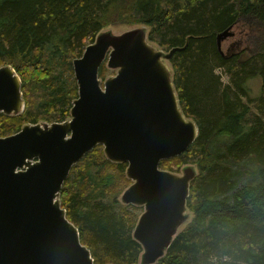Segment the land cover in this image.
I'll use <instances>...</instances> for the list:
<instances>
[{"label": "trees", "instance_id": "obj_1", "mask_svg": "<svg viewBox=\"0 0 264 264\" xmlns=\"http://www.w3.org/2000/svg\"><path fill=\"white\" fill-rule=\"evenodd\" d=\"M240 18L264 25V0H0V67L15 68L25 100L20 114L0 113V136L69 120L79 97L74 60L111 24L149 26L150 41L179 47L173 83L199 128L187 151L161 162L199 171L187 202L193 217L154 264H264V30L251 54H223L217 42ZM111 72L103 64L99 76ZM256 77L263 83L255 96L247 82ZM127 168L97 145L59 196L96 264H144L134 237L143 208L120 200L132 183Z\"/></svg>", "mask_w": 264, "mask_h": 264}, {"label": "water", "instance_id": "obj_2", "mask_svg": "<svg viewBox=\"0 0 264 264\" xmlns=\"http://www.w3.org/2000/svg\"><path fill=\"white\" fill-rule=\"evenodd\" d=\"M233 26L217 36L233 35ZM169 51L149 42L144 28L121 35L101 32L74 60L79 97L65 122L26 124L0 136V264H96L59 200L72 167L97 145L116 163H128L131 185L123 202L145 207L134 230L144 264H154L171 246L187 218L191 181L161 168L188 150L199 135L183 113ZM119 69L105 82L100 68ZM25 109L22 81L11 65L0 67V113Z\"/></svg>", "mask_w": 264, "mask_h": 264}, {"label": "rangeland", "instance_id": "obj_3", "mask_svg": "<svg viewBox=\"0 0 264 264\" xmlns=\"http://www.w3.org/2000/svg\"><path fill=\"white\" fill-rule=\"evenodd\" d=\"M249 20H246L245 18H240L238 20V22L235 24L234 28H232L233 30V35L227 37L226 39H224L222 41V50L221 52L223 54H229L231 52L233 53H240V52H245L244 54H251L254 53L255 49L257 48V37L258 35L264 30V25L260 24V22L253 20L251 18H248ZM135 28H144L146 30L147 36L150 30L149 26L146 25H140V24H135V25H127L124 23H116V24H111L108 27L104 28L101 32H106V31H111L113 34L115 35H121L124 34L127 31H131ZM100 34V33H99ZM97 39V38H96ZM95 39V41H96ZM148 40H149V36H148ZM150 43H152L153 45L157 46L158 48H161L160 46H158L156 43L152 42L149 40ZM94 43V42H93ZM162 49V48H161ZM165 50V49H164ZM168 51V50H166ZM167 65L170 67V70L172 71L173 74V68L172 65L170 63V61L166 60ZM106 65V67H108V60L106 59L105 62L103 63ZM109 68V67H108ZM112 72L109 73L106 77L105 80H103L101 78V80L103 82H105L108 78H111L113 76H115L118 72V68L117 69H112L109 68ZM216 73L219 74L222 77V80L225 84H228L230 82V77L229 75L225 72L224 68H217ZM76 77V76H75ZM260 77V76H259ZM252 78L247 82V85L250 83L252 85V88L254 89L253 94H258L259 92H261V87H262V83L263 81L259 78ZM260 94V93H259ZM256 96V95H255ZM258 96V95H257ZM23 112V111H22ZM21 113V112H20ZM19 113V114H20ZM8 115V114H7ZM13 115H16V113H13ZM104 148V147H103ZM106 154V153H105ZM108 158V157H107ZM188 165L182 166L181 170H179L178 172H175L177 174H183L184 169L187 167ZM193 169L196 172V175L198 174V167L196 165H192ZM128 188V187H127ZM126 188V189H127ZM125 189V190H126ZM61 193V192H60ZM124 193V192H123ZM122 193V195H123ZM122 195L120 197V200L123 202L122 200ZM60 198V197H59ZM60 200V199H59ZM125 203V202H123ZM127 204V203H125ZM138 206V205H137ZM141 208H143L141 211L139 210L138 212H140L138 219H137V223L139 221L140 216L142 215V213L145 210V207L140 206ZM187 214V218L185 221H183L181 223V225L178 227L177 229V235L184 229V227L186 226V224L192 219L193 215L192 213L187 210L186 212ZM176 235V236H177ZM175 236V237H176Z\"/></svg>", "mask_w": 264, "mask_h": 264}, {"label": "bare ground", "instance_id": "obj_4", "mask_svg": "<svg viewBox=\"0 0 264 264\" xmlns=\"http://www.w3.org/2000/svg\"><path fill=\"white\" fill-rule=\"evenodd\" d=\"M98 36V35H97ZM229 37V36H228ZM226 39V38H225ZM192 166V165H191ZM70 175V174H69ZM69 177V176H68ZM67 180V179H66ZM63 187V186H62Z\"/></svg>", "mask_w": 264, "mask_h": 264}, {"label": "flooded vegetation", "instance_id": "obj_5", "mask_svg": "<svg viewBox=\"0 0 264 264\" xmlns=\"http://www.w3.org/2000/svg\"><path fill=\"white\" fill-rule=\"evenodd\" d=\"M103 146V145H102ZM104 147V146H103ZM135 205V204H134Z\"/></svg>", "mask_w": 264, "mask_h": 264}]
</instances>
